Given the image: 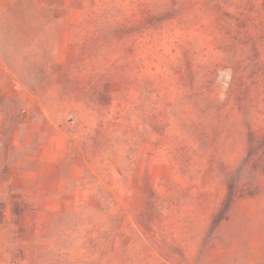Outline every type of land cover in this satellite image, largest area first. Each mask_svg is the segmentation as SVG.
<instances>
[{
    "label": "rangeland",
    "instance_id": "rangeland-1",
    "mask_svg": "<svg viewBox=\"0 0 264 264\" xmlns=\"http://www.w3.org/2000/svg\"><path fill=\"white\" fill-rule=\"evenodd\" d=\"M44 66L0 264H264V0H0L5 85Z\"/></svg>",
    "mask_w": 264,
    "mask_h": 264
},
{
    "label": "crops",
    "instance_id": "crops-1",
    "mask_svg": "<svg viewBox=\"0 0 264 264\" xmlns=\"http://www.w3.org/2000/svg\"><path fill=\"white\" fill-rule=\"evenodd\" d=\"M42 77L38 76L40 86L35 88L30 87L29 83L24 81L18 86H6L2 77L0 76V128L11 127V126H27L37 124L38 121H45L38 118H22V102H25V106L32 105L34 100H37V104L40 105L42 111H46V91L52 90L50 87H46L45 78L50 77L52 70L47 69L46 66L40 70ZM1 74V72H0ZM27 77V76H26ZM44 77V78H43ZM42 79H44L42 81ZM36 90V91H35ZM37 94V95H36ZM36 98V99H35ZM10 105V106H9ZM29 107V106H28ZM1 131V130H0ZM5 145L4 137L0 133V150ZM6 149H11V145L8 144Z\"/></svg>",
    "mask_w": 264,
    "mask_h": 264
}]
</instances>
